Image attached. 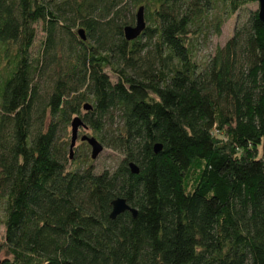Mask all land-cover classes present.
<instances>
[{
  "label": "trees",
  "instance_id": "16d2710c",
  "mask_svg": "<svg viewBox=\"0 0 264 264\" xmlns=\"http://www.w3.org/2000/svg\"><path fill=\"white\" fill-rule=\"evenodd\" d=\"M253 3L0 0V264H264V23L237 14ZM75 116L113 167L74 166ZM117 198L136 215L111 219Z\"/></svg>",
  "mask_w": 264,
  "mask_h": 264
},
{
  "label": "water",
  "instance_id": "95a60500",
  "mask_svg": "<svg viewBox=\"0 0 264 264\" xmlns=\"http://www.w3.org/2000/svg\"><path fill=\"white\" fill-rule=\"evenodd\" d=\"M258 3V15L259 19L264 23V0H257ZM146 28V23L144 19V7H139L137 13H136V23L134 26H126L124 29L125 37L127 40H134L138 38L142 32ZM80 37L85 40V32L83 29L79 30ZM83 109L85 111H90L93 109L92 105L90 103H85L83 106ZM88 128L87 125L84 123L83 119L80 116H75L71 121V132H70V148H69V157L70 159H73L74 157V148L76 146V142L79 139V130L80 128ZM80 140L82 142H86L90 148H91V158L92 160L96 159L99 154L103 151L104 146L103 144L96 139L94 136H88L83 135L80 137ZM161 145L157 144L155 145V151L159 152L161 150ZM131 171L133 173H138L139 169L134 164H130ZM130 211L134 216L136 215V210L131 208L125 199L123 198H117L112 201V212L110 214L111 219H115L119 214Z\"/></svg>",
  "mask_w": 264,
  "mask_h": 264
},
{
  "label": "rangeland",
  "instance_id": "374dc122",
  "mask_svg": "<svg viewBox=\"0 0 264 264\" xmlns=\"http://www.w3.org/2000/svg\"><path fill=\"white\" fill-rule=\"evenodd\" d=\"M258 9V3L248 4L244 6L240 11H238V15L242 20H244L249 13L250 10H256ZM236 14L233 16H226L224 18V24L221 30V35L216 36L215 34L209 35V38L204 43V48L199 52L200 55L207 52H212L216 45H223L226 40L232 35L234 31V27L236 25ZM39 35L38 38H42L43 33L41 32V29L38 28ZM205 49V50H204ZM204 50V51H203ZM206 53L205 55H207ZM71 128L69 127V136H70ZM91 131L89 128H83L81 127L79 130V139L76 142V146L74 148V157L71 161L74 162V166L83 168L85 165L92 164L95 168L96 172H101L102 170L106 168H111L115 165V162L118 161L119 156L116 152L113 150L107 149L104 147L103 151L99 154V156L92 160L91 159V148L87 147L86 145L82 144V141L80 140V137L83 135L91 136ZM87 160V161H83ZM73 166V164H72Z\"/></svg>",
  "mask_w": 264,
  "mask_h": 264
}]
</instances>
